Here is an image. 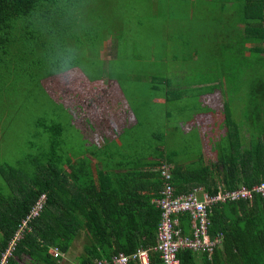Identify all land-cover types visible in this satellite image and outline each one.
<instances>
[{
  "label": "trees",
  "instance_id": "trees-1",
  "mask_svg": "<svg viewBox=\"0 0 264 264\" xmlns=\"http://www.w3.org/2000/svg\"><path fill=\"white\" fill-rule=\"evenodd\" d=\"M95 1L0 0V69L8 71V67L29 73L34 71L33 67L40 70V66L49 65L57 69L65 64L76 36L81 35L82 40L83 35L93 34L92 27L85 22L88 16L84 11ZM182 3L184 0H162L158 4L157 0L151 19L143 18L141 13L148 9V4L140 3L131 25L138 34L145 32L147 24L146 33L153 38L148 46L164 56L171 52V46L176 47V37L189 59L197 56L213 61L216 84L224 78L230 81V89L234 86L236 91L245 92L242 86H247V101L241 103L245 108L244 121L230 125L232 121L227 120L226 134L210 143L215 145L217 161H209L200 150L201 154L192 161H152L141 167L143 171L118 163L112 168L124 171L126 187L111 189L112 180L106 179V173L100 170L102 191L110 192L107 196L98 195L92 168L84 160L79 162L85 155L74 159L63 147H55V143L63 144L62 125L38 120L35 127L47 137L48 148L25 171L13 166L0 167V261L44 195L40 214L21 232L9 264H59L61 255L56 258L55 249L66 256L82 236L84 251L77 264L102 260L113 264L114 256L140 249L150 250V264H163L161 255L153 248L163 218V210L155 200L163 196L166 183L174 187L175 197L199 189L200 196H214L243 186L253 190L264 183V0ZM166 21L171 26L178 23L175 34L168 30ZM205 35L207 40L198 45V37ZM75 46L80 49V45ZM122 49L121 45L119 53L124 55ZM40 51L47 52L43 60ZM163 65L164 62L159 64ZM167 72L155 71L158 77L152 78L171 87ZM160 75L166 77L159 78ZM206 81L207 85L215 84ZM170 89L164 95L168 102L179 97ZM224 114L229 119L228 109ZM78 166L83 169L78 171ZM169 166L171 179L167 181L162 170ZM174 217L179 219L178 228L185 236L184 227L192 229L191 215L182 213ZM209 223L210 237L219 238L220 243L212 253L204 252L203 264H264V195L254 191L248 199L215 203L209 208ZM179 258L181 264H198L193 250L180 251Z\"/></svg>",
  "mask_w": 264,
  "mask_h": 264
},
{
  "label": "rangeland",
  "instance_id": "rangeland-1",
  "mask_svg": "<svg viewBox=\"0 0 264 264\" xmlns=\"http://www.w3.org/2000/svg\"><path fill=\"white\" fill-rule=\"evenodd\" d=\"M185 2L189 0L182 5ZM140 3L148 4L141 14L144 19H151L157 0L93 2L84 11L88 16L85 22L92 27L93 34L83 35L82 40L77 35L73 47L70 46L71 57L57 69L49 65L40 66V70L33 67L34 71L29 73L8 67V71L0 69L2 169L13 166L25 171L48 148L47 137L35 127L38 120L62 125L63 144L54 142L55 147H63L74 159L85 155L79 162L84 160L92 168L98 195L107 196L110 192L102 191L100 170L106 173V179L112 180L111 189L126 187L124 171L103 164H113L114 158L141 171L152 161H192L201 154L200 150L209 161H217L210 143L226 134L227 120L235 123L244 116L241 103L247 101V86L241 84L245 92L236 91L234 86L230 89V81L224 78L216 84V64L197 56L189 59L176 37H172L176 47L171 46V52L165 56L150 48L153 38L146 33L148 25H144V33L138 34L131 25ZM165 24L174 34L179 28L178 23ZM204 40L206 35L199 36L196 42L199 45ZM121 45L124 55L119 53ZM46 54L40 51L39 57L43 60ZM161 62L165 66H159ZM165 70L171 87L154 80L158 77L155 71ZM163 77L166 75L159 76ZM206 80L215 84L207 85ZM168 89L179 94L177 100L167 101L164 95ZM227 109L230 120L224 114ZM81 169L78 166L77 170ZM119 172L124 174L118 175ZM1 184L0 177V187ZM84 243L83 236L77 238L70 252L60 256L59 264H77Z\"/></svg>",
  "mask_w": 264,
  "mask_h": 264
},
{
  "label": "built area",
  "instance_id": "built-area-1",
  "mask_svg": "<svg viewBox=\"0 0 264 264\" xmlns=\"http://www.w3.org/2000/svg\"><path fill=\"white\" fill-rule=\"evenodd\" d=\"M162 175L167 181L171 179L169 167L163 168ZM254 191L264 195V183L254 187L253 190L243 186L234 191H220L214 196L207 193L200 196L202 189H199L190 195L175 197L174 187L170 183H166V188L162 192L163 196L155 200L158 207L163 210V218L158 230L157 245L153 248L161 255L163 264H181L179 253L185 249L212 253L216 245L220 243V239H212L209 235V208L218 202L251 198ZM45 199L46 196H42L28 219L23 222L17 237L2 255L0 264H9V259L17 247V241L22 237L21 232L28 227V222L32 218L40 214ZM182 213L190 214L192 217L191 236H183L178 228L179 219L174 216ZM149 253V249H140L129 255L120 253L112 258V263L130 264L138 262L139 264H150ZM59 255V249H55V257H59ZM96 264H108V261L102 260Z\"/></svg>",
  "mask_w": 264,
  "mask_h": 264
},
{
  "label": "crops",
  "instance_id": "crops-1",
  "mask_svg": "<svg viewBox=\"0 0 264 264\" xmlns=\"http://www.w3.org/2000/svg\"><path fill=\"white\" fill-rule=\"evenodd\" d=\"M247 75V74H246ZM244 79H247V78H244ZM246 81V80H245ZM243 109H245V108H243ZM228 112H230V111H228ZM225 117H226V115H225ZM229 117H231L230 115H229ZM237 121L238 122H243L244 121V119L242 118V116H240V117H238L237 118ZM244 123H246V122H244ZM226 124V123H225ZM233 123H230V125H232ZM227 126V125H226ZM215 148V145L214 146H212L211 145V148L212 149H214ZM114 158V157H113ZM114 163L113 164H110V162H103V164L106 166V167H117V165H118V163H120V162H117V161H115V158H114ZM169 168H170V166H169ZM184 231H183V234L185 235V236H191L192 235V229H191V227H184ZM196 253V261H197V263L198 264H203V261H204V255H205V253L204 252H195ZM60 255H62L61 254V252H60ZM59 255V256H60ZM208 258L209 259H211L210 258V256H208ZM77 259H78V257H77Z\"/></svg>",
  "mask_w": 264,
  "mask_h": 264
}]
</instances>
